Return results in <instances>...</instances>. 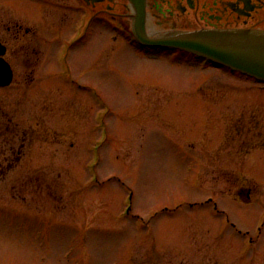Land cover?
<instances>
[{"label":"rangeland","instance_id":"obj_1","mask_svg":"<svg viewBox=\"0 0 264 264\" xmlns=\"http://www.w3.org/2000/svg\"><path fill=\"white\" fill-rule=\"evenodd\" d=\"M96 29L68 67L49 60L66 82L0 88V264H264L247 239L264 251V149L238 161L217 144L207 151L213 132L199 103L206 84V94L241 97L234 113L248 117L254 104L243 101L264 99L260 83ZM208 153L219 166L206 165ZM234 167L236 181L213 177ZM240 186L253 201L234 199ZM214 201L234 226H219Z\"/></svg>","mask_w":264,"mask_h":264},{"label":"flooded vegetation","instance_id":"obj_2","mask_svg":"<svg viewBox=\"0 0 264 264\" xmlns=\"http://www.w3.org/2000/svg\"><path fill=\"white\" fill-rule=\"evenodd\" d=\"M140 16L144 30L151 38L174 32L208 29L264 31V0H0V77H4L2 70L12 71L11 83L0 84V88L10 87L16 82H66L67 79L61 72L51 69L48 71L49 60L55 65L67 66V56L72 47L89 33L92 26L97 28L96 32L99 29L103 33L120 36L128 44L141 50L185 51L173 47L141 44L136 34V20ZM62 37L65 39L55 48L56 40ZM186 52L206 61L204 65L212 63L214 67L229 68L193 52ZM236 72L244 75L246 79L250 78L239 71ZM250 81L259 82L257 88L264 91V81L255 78ZM205 87L206 84L201 87L203 102L199 103L206 114L207 125L211 123L213 132L204 144L205 149L209 151V147L217 144V151H229V155L232 151L233 161L236 158L235 161H238L241 157L239 154L243 151L264 149V99L243 101L242 106L250 103L249 107H252L254 104L250 116L243 117L245 112L242 109L237 111V114L234 113V108H242L239 106L242 103L241 97L209 95L206 94ZM250 87L256 85L250 84L248 89ZM223 119L228 120L225 126ZM21 149L18 158L7 159L11 164L15 159V163L21 160ZM205 157L208 167L219 166L218 153H208ZM4 161L5 159H0V164ZM235 169L234 167L229 170L231 172L227 175L222 174L223 170L218 174L214 170L213 177L219 181H236L241 178V174H234L240 173ZM41 182L39 188L44 193L48 181ZM245 192L249 201L251 202V198L253 201L255 190L251 188L245 191L244 186H240L235 192L234 199L242 202ZM206 202L210 203L209 199L201 203ZM211 210L212 216H221L220 227L225 220L230 226H234L227 212L215 201ZM42 214L50 213L46 211ZM61 218L62 216L59 219ZM263 228L264 218L258 224L257 230L262 233ZM250 236L247 239L254 247L252 258H263L264 251L261 252L262 249L257 248L258 238Z\"/></svg>","mask_w":264,"mask_h":264},{"label":"water","instance_id":"obj_3","mask_svg":"<svg viewBox=\"0 0 264 264\" xmlns=\"http://www.w3.org/2000/svg\"><path fill=\"white\" fill-rule=\"evenodd\" d=\"M136 34L141 42L152 46H170L193 51L219 64L264 80V31L245 29H208L174 32L151 38L143 28L141 16L136 20ZM0 84L11 83L12 71L2 70Z\"/></svg>","mask_w":264,"mask_h":264},{"label":"bare ground","instance_id":"obj_4","mask_svg":"<svg viewBox=\"0 0 264 264\" xmlns=\"http://www.w3.org/2000/svg\"><path fill=\"white\" fill-rule=\"evenodd\" d=\"M131 209H132V206H131Z\"/></svg>","mask_w":264,"mask_h":264}]
</instances>
